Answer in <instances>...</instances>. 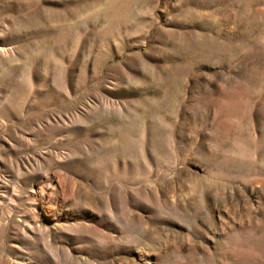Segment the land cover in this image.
I'll return each instance as SVG.
<instances>
[{
    "label": "rangeland",
    "instance_id": "obj_1",
    "mask_svg": "<svg viewBox=\"0 0 264 264\" xmlns=\"http://www.w3.org/2000/svg\"><path fill=\"white\" fill-rule=\"evenodd\" d=\"M0 264H264V0H0Z\"/></svg>",
    "mask_w": 264,
    "mask_h": 264
}]
</instances>
